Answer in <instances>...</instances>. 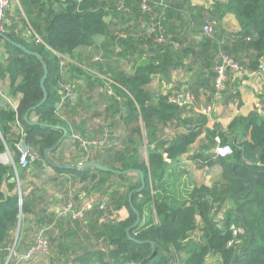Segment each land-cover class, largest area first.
Returning <instances> with one entry per match:
<instances>
[{
  "label": "trees",
  "instance_id": "trees-1",
  "mask_svg": "<svg viewBox=\"0 0 264 264\" xmlns=\"http://www.w3.org/2000/svg\"><path fill=\"white\" fill-rule=\"evenodd\" d=\"M9 1L12 8L4 12L3 28L9 40L0 42V80H6V92L17 103L0 106V154L7 148L13 159L11 164L0 158V264H9L17 251L24 259L40 231L48 239V250L29 260L48 254L49 239H54L50 258L56 264H203L209 255L218 256L220 264H264V92L257 94L258 104L247 115L232 118L229 139L219 133L221 144L231 149L224 156L213 151L218 130L209 128L199 111L215 99L219 51L247 71H256L264 61V0H216L213 9L191 0H148V12L141 10V0ZM118 13L149 19L150 32L144 35L145 28L141 38L152 54L132 73L108 74V81L96 56L88 60L76 51L91 49L98 56V36L111 35L104 17ZM229 13L238 28L224 40L215 28L211 34L203 30L206 20L219 21ZM182 33L199 39L184 44ZM13 42L38 52L47 66L46 99L28 115L47 126L24 120V113L42 99L43 66ZM177 67L187 75L184 82H171ZM157 75L171 82V89L151 90ZM243 77L248 74L226 71L218 98H237L241 107L238 81ZM74 78L82 95H75L73 104L70 98L59 105L64 83ZM182 91L193 95L192 103L169 101ZM92 101L94 124L88 126L86 114L78 123L68 117L88 110ZM54 125L65 127L67 135L45 152L62 134ZM74 134L99 142L83 149ZM23 139L27 151L21 162ZM195 142L200 144L189 158L198 163L197 170L221 167L211 185L181 179L180 159ZM88 160L120 171L139 169L144 188L135 190L140 186L135 172L80 168ZM90 196L96 202L82 217L57 216L58 205L67 200L79 205ZM121 208L127 210L125 218L118 216ZM134 209L140 219L129 230L131 239L125 229L135 220Z\"/></svg>",
  "mask_w": 264,
  "mask_h": 264
},
{
  "label": "crops",
  "instance_id": "crops-1",
  "mask_svg": "<svg viewBox=\"0 0 264 264\" xmlns=\"http://www.w3.org/2000/svg\"><path fill=\"white\" fill-rule=\"evenodd\" d=\"M191 4L194 3L195 5H201L206 9H213V3L216 0H191ZM114 5H117L115 3ZM12 8V3L9 1L7 8ZM108 11L112 10V5L107 6ZM186 14H189V11L186 9L183 10ZM104 19L108 22V30L111 35L104 37L103 35L98 36L99 41V54L98 56L94 54V51L91 49H81L79 48L76 51V54L79 55L81 58H86L90 60L91 56H96L99 60L100 71L104 72V79L111 81L108 79L107 75L113 73L116 70H122L126 73H132L134 68L138 65V63L142 62L145 57H148L152 53L149 51L148 44L142 42L141 35L143 30L146 28L147 30L150 28L149 19H137L134 16L129 15H111L104 17ZM210 20V19H209ZM212 23L213 30L214 28L217 29V37H220L224 40V35L228 32L237 30L238 24L236 19L232 14H226L222 19L216 21L215 19L210 20ZM150 31L148 30L145 32L144 35H148ZM183 35V42L188 43L193 39L198 40V36H193L190 34ZM168 37H171L169 35ZM176 45V44H175ZM2 52L0 48V53ZM188 60L184 59L183 63L187 64ZM86 70L93 73V71L85 68ZM264 70V68L262 69ZM259 70V71H262ZM257 71V72H259ZM255 73L253 76L248 75V77H243L238 81V89L241 95V100L243 105L240 107L237 105L238 99L237 98H230L221 94L215 98V110L213 113V119L208 120L207 126L211 129H217V135L221 137H225L229 139L227 135V126L232 120V118L236 115H247L253 108L258 104L257 88L264 87V80L260 81ZM239 75V74H237ZM187 79V75L183 68L177 67L174 68L173 73L171 75V82L174 80H179L184 82ZM171 82L165 83L160 80L159 75L155 76L152 82L149 85V88L153 91H161L167 92L171 89L172 84ZM106 86V85H105ZM100 91V90H99ZM110 91V90H109ZM262 91V90H261ZM201 99H204V96L201 95ZM17 103V97H12L8 95L6 92V80H0V106H4L5 104H10L11 106H15ZM206 105L205 103L202 106ZM262 112V109L259 110ZM202 141L204 140L203 133L201 134ZM200 142H195L191 146V151L184 155L179 162V167L186 170L188 173L190 168V162L193 163L194 168H197V162L193 159L189 158V154L198 148ZM202 174H210L212 171H216L219 179V174L221 171V167L218 165H213L211 167L206 166L203 169H200ZM197 170V171H200ZM208 176H203L201 179L198 178V175H193L192 177L188 178L186 175L183 174L181 179L185 180H195L196 182L200 183L203 182L207 185H211L216 180H212L211 182L208 181ZM128 215L126 208H121L118 211L119 218H125ZM16 252V254L11 258L9 264H56L53 259L50 258L48 254H38L31 260H24L21 258L23 253ZM49 258L51 261L49 262ZM205 264H220L219 257L215 255H209L206 260Z\"/></svg>",
  "mask_w": 264,
  "mask_h": 264
},
{
  "label": "built area",
  "instance_id": "built-area-1",
  "mask_svg": "<svg viewBox=\"0 0 264 264\" xmlns=\"http://www.w3.org/2000/svg\"><path fill=\"white\" fill-rule=\"evenodd\" d=\"M9 0H0V32H3L4 28V12L8 6ZM140 8L143 12L150 11V5L148 0H141ZM203 30L211 34L213 31L212 23L210 20H206V23L203 25ZM0 37V42H1ZM39 40V38H37ZM64 62L61 61V64ZM264 68V62L261 61L258 65V69L256 71H247V69L240 64L238 61L233 59L231 55L224 51H219L218 53V62L214 66L215 71V79H214V98L219 94V91L223 90L225 87V80H226V71H231L234 73H245L250 76H253L257 71L262 70ZM179 92V91H178ZM73 96V91L70 85H65L63 87L62 95L59 101V104L61 105L66 99H70ZM194 100L193 95L188 91H182V93H176L169 96V101L178 104L179 106H182L186 103H192ZM215 110V99L211 101L209 104L201 107L199 111L208 118V120L213 119V113ZM76 138L79 141L80 146L83 149H87V147L91 144H97L99 141L96 140H89V139H82L79 136H76ZM215 140V146H214V152L217 155H227L231 152L230 147L227 144H221L220 137L216 135L214 137ZM27 151V149H26ZM25 152H22V155L20 157L21 162H24L25 160ZM96 202V198L93 196H90L86 198L82 203L79 205H75L72 200H67L66 202L60 204L56 208V213L58 217L61 216H68L71 219H77L83 216V214L89 210L92 205ZM236 229L233 228V233H236ZM48 239L44 236L43 231H40L38 235L35 238L34 244L26 251L23 258L28 259L31 258L36 253H46L48 250ZM7 262V261H6ZM5 262V263H6ZM4 263V264H5Z\"/></svg>",
  "mask_w": 264,
  "mask_h": 264
},
{
  "label": "water",
  "instance_id": "water-1",
  "mask_svg": "<svg viewBox=\"0 0 264 264\" xmlns=\"http://www.w3.org/2000/svg\"><path fill=\"white\" fill-rule=\"evenodd\" d=\"M0 37L9 40V39L4 35L3 32H0ZM13 44H14L15 46H17L18 48H20V49H21L22 51H24L25 53H27V54H31V55H34V56H35V57H36V58L42 63V66H43V74H42V76H41V78H40V87H41V90H42V94H43V96H42V99H41L36 105L30 107V108L24 113V120H25L28 124H30V125L47 126L46 124L40 123V122H38V121H32V120H30L29 117H28L29 113H30L31 111H33L34 109H36L37 107H39V106L44 102V100L46 99V90H45V87H44V81H45L46 76H47V66H46L45 62L43 61L41 55H40L38 52H36V51H31V50L27 49L26 47H24L23 45H21V44H19V43H16V42H13ZM52 127H53V128H58V129L62 130V134H61V136L57 139V141L55 142V144H54L51 148H46V149H45V152H47V151L50 150V149H54V148H56V147L59 145V143H60V142L66 137V135H67V129H66L65 127H63V126H57V125H54V126H52ZM19 147H20V149H21L22 152H25V151H26V149H27V145H26V141H25V139H23V140L20 142ZM6 149H7V148H6ZM66 166H69V165H66ZM86 166L94 167V168H96V169H100V170H104V171H111V172L116 173V174H121V173L125 174V173H128V172H135V173H137V175L139 176V179H140V186H139L137 189H135V190H136L137 192H139V191H141V190L144 188V185H145L144 176H143L142 171L139 170V169H137V170H136V169H126V170H122V171H120V170H116V169L108 168V167L103 166V165H101L100 163H97V162L92 161V160L84 161L83 163H81L80 168H83V167H86ZM132 191H134V190H132ZM132 191L129 192V196H130V194L132 193ZM134 211H135V220L133 221V223H132L131 225H129V226L125 229V232H126L127 236H128L129 238H131V239H132V237L129 235V230H130L131 228L135 227V226L138 224L139 219H140V216H139L138 211H137L136 209H134ZM17 234H18V229H17V232H16L15 237H14V243H15V241H16V239H17ZM135 241L140 242L139 240H135ZM148 242L151 244V247L153 248V244H154L153 241H150V240H149ZM9 256H10V255H9ZM123 264H130V262L126 261V262H124Z\"/></svg>",
  "mask_w": 264,
  "mask_h": 264
},
{
  "label": "rangeland",
  "instance_id": "rangeland-1",
  "mask_svg": "<svg viewBox=\"0 0 264 264\" xmlns=\"http://www.w3.org/2000/svg\"><path fill=\"white\" fill-rule=\"evenodd\" d=\"M94 54H95V51H94ZM97 55V54H96ZM264 62V61H263ZM259 75H257V77H258V79H260V81H262V80H264V70H262V71H259V72H257ZM65 85H70L71 86V88H72V90H73V96H72V99H70L71 100V102H72V104L74 103V99H75V95H82L81 94V92H82V90L83 89H81V90H77V82H76V79L74 78V80L72 81V82H69V81H66L65 83H64V85H63V87L65 86ZM96 89H98L99 90V88L97 87ZM110 90V89H109ZM262 90V91H261ZM257 92H260V93H262V92H264V87L262 86V88H257ZM88 96H90V95H88ZM201 108V107H200ZM199 108V109H200ZM96 110V106H94V102L92 101V105L91 106H89V109L88 110H83V109H78V112H79V115H76V116H71V115H69L68 117L69 118H72V119H75V121H76V123H78L79 121H80V116L81 115H83V114H86V116L88 117V126H91L92 124H94L95 122H96V120H97V118H96V116L94 115V111ZM77 132V131H76ZM76 136H79V137H81L80 135H76V134H74L73 135V137L75 138ZM165 137H167V135H165ZM82 139H84L83 137H81ZM68 155H69V153H68ZM0 158H1V160H2V162H4V163H13V159H12V156H11V154H10V151H9V149H5V151L2 153V154H0ZM191 164H190V168H191V170H189L188 171V173H186V170L184 169V175H186V177H188V178H190V177H192L193 175H198V178L199 179H201L203 176H208L209 178H208V181L209 182H211L214 178H215V176L217 175V172L215 171H212L210 174H208V173H206V174H202V171L200 170V171H197V169H195L194 168V165H193V163L192 162H190ZM198 164V163H197ZM49 169V168H48ZM199 170V169H198ZM173 178V177H172ZM216 179H218V177H216L214 180H216ZM78 186H80V184H76V187H78ZM51 192L53 191L52 189L50 190ZM49 191V192H50ZM54 191H55V189H54ZM57 196V195H56ZM71 198V197H70ZM53 237H55V235L53 236ZM50 240V246H51V249L49 248V256H51V255H53V253H54V249H55V246H54V243H55V241H54V239L53 240H51V239H49Z\"/></svg>",
  "mask_w": 264,
  "mask_h": 264
},
{
  "label": "clouds",
  "instance_id": "clouds-1",
  "mask_svg": "<svg viewBox=\"0 0 264 264\" xmlns=\"http://www.w3.org/2000/svg\"><path fill=\"white\" fill-rule=\"evenodd\" d=\"M59 105H60V104H59ZM203 264H205V262H204Z\"/></svg>",
  "mask_w": 264,
  "mask_h": 264
},
{
  "label": "flooded vegetation",
  "instance_id": "flooded-vegetation-1",
  "mask_svg": "<svg viewBox=\"0 0 264 264\" xmlns=\"http://www.w3.org/2000/svg\"><path fill=\"white\" fill-rule=\"evenodd\" d=\"M73 91V90H72Z\"/></svg>",
  "mask_w": 264,
  "mask_h": 264
}]
</instances>
